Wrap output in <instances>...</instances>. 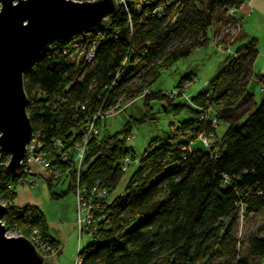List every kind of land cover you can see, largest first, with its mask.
I'll list each match as a JSON object with an SVG mask.
<instances>
[{"label":"trees","instance_id":"obj_1","mask_svg":"<svg viewBox=\"0 0 264 264\" xmlns=\"http://www.w3.org/2000/svg\"><path fill=\"white\" fill-rule=\"evenodd\" d=\"M242 4L239 0H125L124 8L118 7L99 31L58 40L36 54L23 76L31 135L37 134L49 153L53 141L70 149L66 164L53 162L65 173L59 184L66 183V190L52 194L55 185L45 182L50 199L73 192L75 171L67 173L68 167L87 120L97 111L98 134L85 142L79 186L100 183L112 194L126 174L120 168L123 158L128 157L132 169L120 196L104 208L108 224L97 229L95 243L89 240L79 249L81 264H254L264 256L263 238L249 236L243 241L236 230V224L250 216L264 226V74L253 76L255 40L235 50L207 88L190 98L193 108L172 106L169 101L165 105L157 95H143L145 109L156 103L166 112L185 109L194 117L177 124L163 142L148 145L138 162L131 148L128 153L125 148L128 126L113 135L103 130L106 111L139 98L162 71L204 48L207 30L211 29L213 39L219 32L214 30L216 22L237 28L229 46L242 38L237 13ZM74 40L85 50L96 42L88 63L63 54ZM191 76H183L176 87L190 85ZM252 77L262 91L255 108L247 90ZM219 122L227 126L219 141L208 149L200 141L203 150H192L198 136L215 138ZM8 161L0 153L3 225L23 237L36 229L42 240L55 246L37 208L12 206L19 180L6 174Z\"/></svg>","mask_w":264,"mask_h":264},{"label":"rangeland","instance_id":"obj_2","mask_svg":"<svg viewBox=\"0 0 264 264\" xmlns=\"http://www.w3.org/2000/svg\"><path fill=\"white\" fill-rule=\"evenodd\" d=\"M254 1L250 7L248 0L242 4L239 16H241L240 24L243 35L232 46L229 45L237 34V28H233L230 24H224V27L218 26L216 22L214 30L217 29L219 31L216 38L213 39L212 31L208 29L206 33L208 42L204 48L193 51V53L179 60L171 68L162 71L159 79L152 83L149 89L142 91L139 98L118 105L117 108L112 109L109 114L104 116L105 126L103 130L109 135L117 133L122 128L129 127L125 142L131 148L136 162L142 159L148 145L152 142H163V140L171 136L177 124L194 117L185 109L178 113L166 112L165 107L163 109L156 103H151L149 108L145 109L142 107L143 95H157L165 105L169 101L172 106L188 105L193 108L190 98L194 97L197 92L205 90L210 83L209 81L221 71L227 58L251 39L255 40L257 46V55L252 67L253 76L260 77L264 74V0ZM185 75H192L190 85H184L182 89H178L176 87L177 83ZM247 90L252 94L254 108L257 107L262 98V91H260V86L254 77L248 83ZM209 115L212 116L211 111H209ZM226 129L227 126L219 122L215 129V138L211 136L209 138L210 141L207 140L208 143H214V140L219 141ZM199 139L202 140L203 138L198 136L197 141L192 142V150H203ZM130 170L132 171L129 168L126 170V174L123 175L116 190L112 193V197H116L123 191L124 185L129 180ZM42 185L45 190L44 188L42 189L43 192L40 197L43 198L44 193L45 195L50 193L43 179L39 180L31 188L39 191L38 188ZM65 188L66 183L57 184L51 188V192L58 195L60 191L64 192ZM45 201L40 203L38 207L45 223L50 227L51 224L56 226L67 225L69 230L70 228L72 229L69 237L64 239L62 243L58 241L59 244H54L57 246L58 251L50 260L53 264H73L78 247L81 249L89 245V238L83 235L79 243L77 242L78 235L73 226L75 224L76 211H74L75 200H73L72 193H67L53 200L48 198ZM236 227L238 236L243 241L249 236L264 239V226L251 216L245 217L241 222H238ZM18 234L19 232L14 228L6 229V237H19ZM240 249L241 256L244 257V246L242 245ZM254 264H264V256L259 258Z\"/></svg>","mask_w":264,"mask_h":264},{"label":"water","instance_id":"obj_3","mask_svg":"<svg viewBox=\"0 0 264 264\" xmlns=\"http://www.w3.org/2000/svg\"><path fill=\"white\" fill-rule=\"evenodd\" d=\"M117 10L115 0H0V153L9 158L8 177L22 170L31 137L23 76L36 54L58 40L99 31ZM5 216L0 203V264H53L25 237H6Z\"/></svg>","mask_w":264,"mask_h":264},{"label":"built area","instance_id":"obj_4","mask_svg":"<svg viewBox=\"0 0 264 264\" xmlns=\"http://www.w3.org/2000/svg\"><path fill=\"white\" fill-rule=\"evenodd\" d=\"M68 1V0H67ZM75 3L79 2H90L94 0H70ZM117 7L125 6V0H115ZM244 3L247 0H239ZM231 16H234L232 11H228ZM99 37V36H97ZM96 42L91 43L90 48L85 50L83 47L80 48L79 43L75 40L70 42V45L63 54L68 55L72 59L83 58V60L88 63L93 56V47ZM111 110L106 111V114H109ZM104 115V116H105ZM103 116V118H104ZM101 119L100 111H97L95 114L90 116V119L87 120L84 129L83 136L81 140V145L76 147L74 150V158L72 165L68 167L67 173H72L75 171L73 181V200H75V210L76 218L74 228L76 234L78 235L77 242L79 243L80 238L84 235L89 238L92 243L96 242L95 232L101 225L108 224L109 213L104 208L108 207L114 197L111 193H108V189L105 188L102 184L96 183L87 188L79 186L77 175L81 170V163L83 160V151L85 147V142L87 138L91 136H96L98 134L97 128L95 126L96 121ZM201 137V136H199ZM39 136L37 134L31 135L29 142L26 144V153L24 155V160L22 161V170L18 174V183L19 187H26L27 189L33 187L41 179L44 182H50L52 185H57L63 179L65 173H61L60 170L53 165V162L58 160L59 164H66L69 158L68 153L70 149H64L63 144L59 141L51 142V150L46 151L44 146L39 142ZM202 138V137H201ZM127 140V139H126ZM204 148L208 149L210 144L204 138L201 140ZM68 144V143H67ZM127 153L130 150V147L126 143ZM121 170L126 171L129 165L128 157H125L121 161ZM121 194V193H120ZM117 195V196H120ZM116 196V197H117ZM5 206V204H3ZM6 208V207H5ZM3 220V219H2ZM3 225V221H1ZM4 226V225H3ZM19 237H22L18 234ZM30 243L31 247H34V250L41 256V258L50 259L56 255L58 248L57 246L51 245L49 242L42 240L41 236L38 234L36 229H32L25 237ZM79 247L77 249L76 258L73 264H81V258L78 256Z\"/></svg>","mask_w":264,"mask_h":264},{"label":"crops","instance_id":"obj_5","mask_svg":"<svg viewBox=\"0 0 264 264\" xmlns=\"http://www.w3.org/2000/svg\"><path fill=\"white\" fill-rule=\"evenodd\" d=\"M248 2H249V7H250V5H252L255 1L254 0H248ZM241 10H242V6L237 11L238 15L240 14ZM240 18H241V16H240ZM241 33H242V31H241ZM253 65H254V63H253ZM253 65H252V67H253ZM42 186L38 188L39 191H35L32 188L27 189L26 187H22V186L19 187V183H18V187L15 190L16 191V197H15V200L12 202L13 203L12 206L15 207L16 209H21L23 207H35L38 209L40 203H42L46 199L50 198V197H48L49 193L47 195H45V193H44L43 198L40 197V196H42V192H43L42 189L44 188V186L43 187ZM44 190H45V188H44ZM38 196L40 197V199ZM46 226H47V235L56 244H59L58 241H60L62 243L64 239L69 237L70 230H72L71 228L69 230L67 225L66 226H56L54 224H51V227H50V226H48V224H46Z\"/></svg>","mask_w":264,"mask_h":264}]
</instances>
